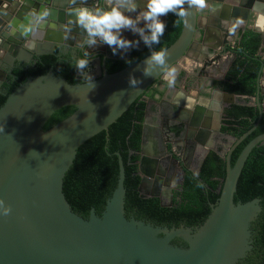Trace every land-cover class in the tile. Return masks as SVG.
Listing matches in <instances>:
<instances>
[{
	"label": "water",
	"instance_id": "1",
	"mask_svg": "<svg viewBox=\"0 0 264 264\" xmlns=\"http://www.w3.org/2000/svg\"><path fill=\"white\" fill-rule=\"evenodd\" d=\"M101 3L105 0H97ZM67 6L66 0H0V60L20 49L35 50L26 47L30 38L16 32L14 24L32 7L52 10L38 45L80 41L84 34L79 29L73 30L74 39L64 38L61 25L68 20ZM202 28L196 9H189L180 34L164 48L171 67L190 54L195 33ZM148 55L111 73L103 56L102 72L92 89L85 81L69 83L49 67L44 74L28 76L6 96L0 106V197L11 205V212L0 214V264H236L251 249V222L261 210L260 200L234 202V192L247 156L264 142V133L250 139L233 164L227 155L220 194L194 229L125 216V173L119 153L117 183L100 215L91 208L85 219L66 200L63 177L78 147L106 130L164 74L156 70L151 77L143 76ZM130 75L138 82L135 87L129 84ZM256 96L259 100L258 90ZM66 105L75 110L43 129L53 112ZM261 115L236 144L255 129ZM173 237L187 246L171 243Z\"/></svg>",
	"mask_w": 264,
	"mask_h": 264
},
{
	"label": "flooded vegetation",
	"instance_id": "2",
	"mask_svg": "<svg viewBox=\"0 0 264 264\" xmlns=\"http://www.w3.org/2000/svg\"><path fill=\"white\" fill-rule=\"evenodd\" d=\"M88 3L97 4V0H88ZM208 4L203 11L196 9L203 28L195 33L190 54L174 67L177 69L175 86H167L164 73L140 95L146 105L136 161L137 191L144 197L157 198L162 205L170 206L174 199L181 197L186 179L197 178L206 159L223 162L225 170L227 155L230 153L231 160L240 143L257 128L258 125L236 144L252 126L239 132L241 127L236 128L239 117L235 116L234 106L251 107L256 120L260 112L261 118L264 115V0H208ZM163 19L166 21V16ZM127 37L135 40L138 35L130 32ZM71 43L45 41L34 51L20 49L16 55L7 53L6 59L0 60V94L9 81L16 79L15 69L28 70L43 55L53 54L57 66H65L69 65L73 51L81 56L88 51L95 55L89 69L95 79L102 72L103 56L106 67L107 60L126 59L131 49L142 50L145 45L141 40L138 47L134 45L125 54L118 51L114 55L107 44L82 49L78 40ZM241 62V72L253 77L251 93L233 92L228 79ZM71 72L77 81H85L74 68ZM214 170L218 171L219 166ZM170 241L187 246L179 237Z\"/></svg>",
	"mask_w": 264,
	"mask_h": 264
},
{
	"label": "trees",
	"instance_id": "3",
	"mask_svg": "<svg viewBox=\"0 0 264 264\" xmlns=\"http://www.w3.org/2000/svg\"><path fill=\"white\" fill-rule=\"evenodd\" d=\"M182 22L183 20L169 13L166 16L165 34L161 37L160 44L154 45V48L164 49L169 46L180 34ZM148 54L149 49L144 45L142 50L131 49L126 59L134 62ZM126 59L107 60V72H115L127 66L129 63L125 62ZM49 66L53 67L57 76L65 78L69 83L78 82L71 72L73 67L57 66L53 54L43 55L32 68L14 70L16 79L5 85L4 92L0 94V106L18 83L23 82L28 76L44 74ZM242 66L241 62L228 79L232 82L233 92L251 93L253 77L250 78L241 72ZM145 105V101L139 96L106 130L98 132L78 147L75 158L63 177L62 190L65 198L71 209L85 219L88 218L91 208L100 215L117 183L116 153H119L125 173L124 212L127 218L132 216L154 225L171 227L183 224L195 228L202 224L210 212L208 203L216 202L220 194L225 176L224 163L206 159L199 176L195 179L191 177L186 179L181 197L174 199L170 206L160 204L155 197L140 195L137 191L139 176L136 173V161L141 143ZM234 109L236 118L239 117V120L236 119V128L241 127L239 132L242 133L252 126L256 114L251 107L234 106ZM74 110L73 105L55 110L43 129L49 128ZM244 115L246 116L243 117ZM263 132L264 115L254 132L236 148L230 160L231 164L247 140L254 134ZM217 165L219 170L215 171ZM253 198H259L261 210L251 222L252 247L237 264H264V144L256 145L247 156L234 192V202H245Z\"/></svg>",
	"mask_w": 264,
	"mask_h": 264
},
{
	"label": "clouds",
	"instance_id": "4",
	"mask_svg": "<svg viewBox=\"0 0 264 264\" xmlns=\"http://www.w3.org/2000/svg\"><path fill=\"white\" fill-rule=\"evenodd\" d=\"M65 9L68 20L61 25L64 38L74 39L72 32L79 29L83 37L79 41L80 48H91L99 44H107L115 55L119 50L127 51L134 45L139 46L140 41L149 49V55L144 60L141 69L144 77H151L156 70L165 73L167 86L172 88L177 81V69L169 65L167 51L156 49L167 27L163 17L172 13L175 17L186 22L189 9L203 11L209 7L208 0H106V3L89 5L88 0H66ZM215 12L216 9L212 8ZM52 10L48 7H32L23 19L15 21V31L30 38L26 47L35 49L41 39L40 30L48 23ZM126 31L138 35L133 40L124 33ZM95 55L88 51L83 56L76 51L72 52L69 66L73 67L78 75L83 76L90 88L95 87L94 76L90 74L91 61ZM131 63L130 59L125 60ZM87 70V71H85ZM142 82V81H141ZM133 75L129 77L132 87L137 85ZM11 205L0 197V214L8 215Z\"/></svg>",
	"mask_w": 264,
	"mask_h": 264
},
{
	"label": "crops",
	"instance_id": "5",
	"mask_svg": "<svg viewBox=\"0 0 264 264\" xmlns=\"http://www.w3.org/2000/svg\"><path fill=\"white\" fill-rule=\"evenodd\" d=\"M250 21H251V22H254V20H253L252 18H251ZM251 25H252V24H251ZM252 26H253V25H252ZM126 32H127V31H126ZM126 32H125V33H126ZM125 33H124V34H125ZM108 48H110V47L108 46ZM119 51H120L122 54H125V53H124V50H119Z\"/></svg>",
	"mask_w": 264,
	"mask_h": 264
}]
</instances>
